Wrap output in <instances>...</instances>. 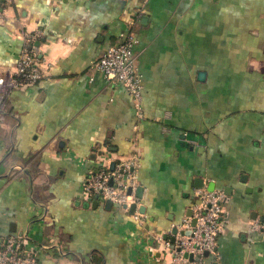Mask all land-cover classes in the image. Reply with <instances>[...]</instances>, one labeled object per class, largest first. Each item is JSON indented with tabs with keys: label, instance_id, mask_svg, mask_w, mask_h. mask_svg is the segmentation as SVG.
<instances>
[{
	"label": "crops",
	"instance_id": "0c3cea01",
	"mask_svg": "<svg viewBox=\"0 0 264 264\" xmlns=\"http://www.w3.org/2000/svg\"><path fill=\"white\" fill-rule=\"evenodd\" d=\"M0 70L41 30L49 80L13 89L0 122V239L39 264H171L163 240L195 191L222 190L207 264H264V0H4ZM132 26L143 118L98 57ZM136 154L143 216L85 199L89 171ZM94 201L97 204L94 205ZM139 210V208H138Z\"/></svg>",
	"mask_w": 264,
	"mask_h": 264
},
{
	"label": "built area",
	"instance_id": "2783aa9c",
	"mask_svg": "<svg viewBox=\"0 0 264 264\" xmlns=\"http://www.w3.org/2000/svg\"><path fill=\"white\" fill-rule=\"evenodd\" d=\"M3 1L0 0V18L3 17ZM148 0H142L139 12H143ZM119 33L118 41L109 46L96 60L95 68L104 79L124 87L132 99L135 118H143L141 75L137 70L133 47L137 42L135 32L130 25ZM41 30L23 33L22 49L13 71L0 70V122L1 113L9 93L16 88L31 86L40 80H49V68L40 55L39 39ZM111 163L113 166L111 168ZM139 157L111 159L107 164L89 171L82 182V191L86 200L100 199L118 205L127 211L135 204L131 214L135 219L143 216L138 208L137 196ZM222 190L207 191L197 189L191 216L185 217L176 225V233H171L173 240H163L171 255V264H207L206 257L215 255L218 237L222 230L223 202ZM192 219L195 220L191 225ZM251 231L264 235V217L255 219L250 224ZM186 231H189L186 234ZM207 253V255H205ZM191 256V258L189 257ZM0 264H39L35 250L26 236L9 233L0 239Z\"/></svg>",
	"mask_w": 264,
	"mask_h": 264
},
{
	"label": "water",
	"instance_id": "95a60500",
	"mask_svg": "<svg viewBox=\"0 0 264 264\" xmlns=\"http://www.w3.org/2000/svg\"><path fill=\"white\" fill-rule=\"evenodd\" d=\"M112 166H113V163H111V168H112ZM142 188L141 187H138V189H137V196L138 197H141V195H142ZM95 204H97V202L96 201H94V205ZM107 206H109L110 205V202L109 201H107ZM134 210H135V204H132V205H130V207H129V209H128V213L129 214H132L133 212H134ZM139 211L140 212H143L144 211V207H139ZM194 223H195V220L194 219H192V222H191V225H194ZM172 233L173 234H175L176 233V228H173L172 229ZM189 233V231H186V234H188ZM205 255H207V253H205ZM190 258H191V256H189Z\"/></svg>",
	"mask_w": 264,
	"mask_h": 264
}]
</instances>
